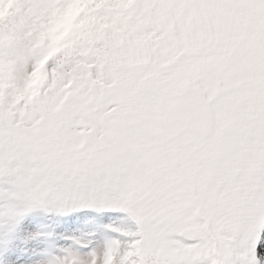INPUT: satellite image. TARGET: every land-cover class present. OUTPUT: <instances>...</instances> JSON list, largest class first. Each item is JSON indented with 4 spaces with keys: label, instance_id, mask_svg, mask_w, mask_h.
I'll return each mask as SVG.
<instances>
[{
    "label": "snow or ice",
    "instance_id": "snow-or-ice-1",
    "mask_svg": "<svg viewBox=\"0 0 264 264\" xmlns=\"http://www.w3.org/2000/svg\"><path fill=\"white\" fill-rule=\"evenodd\" d=\"M0 264H264V0H0Z\"/></svg>",
    "mask_w": 264,
    "mask_h": 264
}]
</instances>
